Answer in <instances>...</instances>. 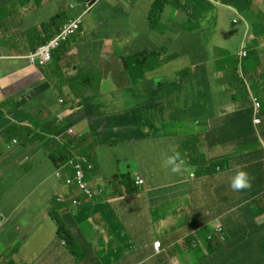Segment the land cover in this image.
<instances>
[{
    "label": "crops",
    "instance_id": "obj_1",
    "mask_svg": "<svg viewBox=\"0 0 264 264\" xmlns=\"http://www.w3.org/2000/svg\"><path fill=\"white\" fill-rule=\"evenodd\" d=\"M165 1L150 23L153 0H0V264H221L225 250L208 243L217 220L246 240L233 264H264V0ZM78 17L47 67L28 63ZM146 52L159 56L135 58ZM60 146L90 159L93 199L64 184L71 169L55 177ZM174 151L180 174L161 167ZM216 159L217 173L201 174ZM237 166L250 189L229 187ZM51 214L78 240L77 257Z\"/></svg>",
    "mask_w": 264,
    "mask_h": 264
},
{
    "label": "clouds",
    "instance_id": "obj_2",
    "mask_svg": "<svg viewBox=\"0 0 264 264\" xmlns=\"http://www.w3.org/2000/svg\"><path fill=\"white\" fill-rule=\"evenodd\" d=\"M16 3L18 4L17 0H16ZM19 6H21V5H19ZM151 7H152V5H151ZM72 24H77V28L75 29V31L73 33L69 34L65 40H62L56 48L51 50V56H50V59L48 61H46L42 64L38 57H35L34 61H32V56L36 55L42 47L49 45L53 40H55L57 37H59L63 33V31L66 29V27H68ZM81 25H82V17H78L74 20H70L68 23L63 25V27L60 29V31L58 33H56L53 37L48 38L46 41L44 40L41 45H39L36 49H34L33 51L26 54L24 56V58L28 61V63L30 65L39 66V67H47L52 62L53 57L55 55L54 53L57 50H59L64 44H66L73 35L77 34L81 30ZM146 53H148V52H146ZM150 53H152V52H150ZM143 54H145V53H143ZM243 55L246 56L247 51H243ZM141 57H144V56H141ZM138 60H139V62H141V60L139 58H138ZM123 61H124L125 67L127 68V66H128L127 60L123 59ZM76 80L77 79H74L72 81H76ZM79 80H81V79H79ZM254 104H255L254 116H255L256 124L258 125V124H261V122H262L261 119L259 118V116L261 114V106L262 105H261V101L257 97H254ZM69 132L74 133L73 129H70ZM82 158H85L87 160V164L85 166H83V170H84V177L82 179L83 187H81V185L79 184L77 177H76V170H75L74 166L71 164V161H77V159H82ZM222 165L223 164H222L221 159L213 160L209 164L205 165L204 171L201 174L210 173L213 175V174L217 173L218 167H221ZM89 166H91V168H89ZM161 167L169 170L173 174H180L184 170L185 160L182 158L181 153L179 151H174L170 155L169 154L163 155L162 160H161ZM67 169H71L73 171V175L71 177H67L64 180V184L66 186H72V185L77 186V188L81 192H83L89 199H93L94 192L88 187L87 182H86L87 181L86 180V172L88 170L93 169V164L91 163L90 159L85 155H76V154L74 155L73 154V158L68 160L66 164L58 166V170L55 172V177L58 180L62 179L63 176H62L61 171L64 172V170H67ZM252 179L253 178L250 176V174L246 170H244V168L237 166L234 174L230 177L229 187L231 188L232 191H236V192L243 191L246 189H250L252 186ZM68 180H70V182H68ZM137 182L139 185L145 184V181L139 177L137 178ZM58 200L60 201L61 199L58 198ZM73 203L75 205H79V202L77 200L73 201ZM58 215H60V214H58ZM61 217L63 218V216H61ZM70 231H71V229H70ZM71 233H72V231H71ZM229 234H230V231H229V229H227L225 227L224 223H222V221H220V220H217V221H215V223L213 225V231H211L209 236H208V243L213 245L216 250H219V251H221L223 249L225 250L226 249V243H227L228 238H229ZM75 239H76V237H75ZM199 239H200V235L196 234V236H194V235L191 236V241L194 243H199ZM59 241H60V243H62L63 245H65L67 247V244L65 243L64 240H59ZM76 241L77 242L74 245L73 251L70 252L75 257H77V253H76L75 248L77 247L78 240L76 239ZM242 241H246V240L242 239ZM242 241H241V243H243ZM67 249H68V247H67ZM154 249H155V252L159 255L165 254L163 252L161 240H155L154 241Z\"/></svg>",
    "mask_w": 264,
    "mask_h": 264
},
{
    "label": "trees",
    "instance_id": "obj_3",
    "mask_svg": "<svg viewBox=\"0 0 264 264\" xmlns=\"http://www.w3.org/2000/svg\"><path fill=\"white\" fill-rule=\"evenodd\" d=\"M17 2L19 5L24 6V5L28 4L30 2V0H17ZM165 3H166L165 0H153L152 7H151V10L149 13L150 23H152L154 20H159L158 17L161 15ZM36 4H40V2H36ZM59 17L60 16H56V17L52 18L49 22L44 23L42 25V29L47 31L48 28L56 25ZM142 56L146 57L147 60H150L151 58L157 59L159 55L155 52H152V53H145ZM140 57L141 56H139V55L137 56V58H140ZM61 152L64 154V156L60 157L59 154ZM51 157H52L54 164L61 166L63 164H66L68 160L73 158V154L69 153L66 147L60 146L58 148V152L53 154ZM122 177H123L124 182L131 179L129 175H124ZM51 216L53 217V219L55 220V222L57 223V226H58V229H57L58 239L64 240L65 243L67 244L69 251L72 252L74 245L76 244L77 241H76L75 237L73 236V234L71 233L67 222L65 221L64 218H62L58 214H51ZM239 237L240 236L237 235V237L233 240L232 236L229 234V238H228V241L226 243V249L222 253L223 261L221 262V264H233V260L236 256L237 252H238V246L241 243V240L239 239Z\"/></svg>",
    "mask_w": 264,
    "mask_h": 264
},
{
    "label": "built area",
    "instance_id": "obj_4",
    "mask_svg": "<svg viewBox=\"0 0 264 264\" xmlns=\"http://www.w3.org/2000/svg\"><path fill=\"white\" fill-rule=\"evenodd\" d=\"M76 28H77V24H72L66 27V29L63 31V33L59 37L53 40L49 45L42 47L36 55L32 56V61H34L35 57H38L42 64L48 61L51 56V50L56 48L59 45V43L62 40H65L69 34L73 33ZM71 164L74 166L76 170V177H77L79 184L81 185V187H83V184H82V179L84 177L83 166L87 164V160L85 158L77 159V161H71ZM89 168H91V166H89ZM68 182H70V180H68Z\"/></svg>",
    "mask_w": 264,
    "mask_h": 264
},
{
    "label": "rangeland",
    "instance_id": "obj_5",
    "mask_svg": "<svg viewBox=\"0 0 264 264\" xmlns=\"http://www.w3.org/2000/svg\"><path fill=\"white\" fill-rule=\"evenodd\" d=\"M190 4H193L194 6H198L199 7L197 1L195 3V2H193V0H190ZM138 55L142 56L143 54H137L135 56V58H137ZM119 221H120V223L122 225L123 231H125L128 234L127 242H126V240H124L121 243H122L123 247L127 248L128 254L135 255L136 252L138 251V244L135 242L132 234L130 233L134 229L132 224H131V220L127 219L126 217H122V218L119 219Z\"/></svg>",
    "mask_w": 264,
    "mask_h": 264
}]
</instances>
